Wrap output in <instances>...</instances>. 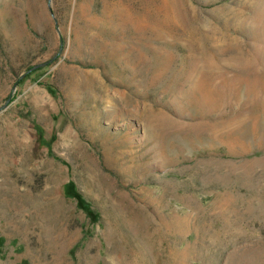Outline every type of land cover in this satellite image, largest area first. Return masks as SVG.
Here are the masks:
<instances>
[{"label":"rangeland","instance_id":"374dc122","mask_svg":"<svg viewBox=\"0 0 264 264\" xmlns=\"http://www.w3.org/2000/svg\"><path fill=\"white\" fill-rule=\"evenodd\" d=\"M0 264H264V0H0Z\"/></svg>","mask_w":264,"mask_h":264},{"label":"water","instance_id":"95a60500","mask_svg":"<svg viewBox=\"0 0 264 264\" xmlns=\"http://www.w3.org/2000/svg\"><path fill=\"white\" fill-rule=\"evenodd\" d=\"M45 65V64H44ZM44 65H38V66H35V67H33V69H37V68H39V67H41V66H44Z\"/></svg>","mask_w":264,"mask_h":264}]
</instances>
